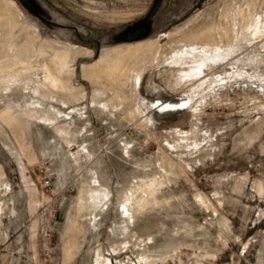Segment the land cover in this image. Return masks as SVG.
<instances>
[{
    "label": "rangeland",
    "instance_id": "1",
    "mask_svg": "<svg viewBox=\"0 0 264 264\" xmlns=\"http://www.w3.org/2000/svg\"><path fill=\"white\" fill-rule=\"evenodd\" d=\"M0 264H264V0H0Z\"/></svg>",
    "mask_w": 264,
    "mask_h": 264
},
{
    "label": "bare ground",
    "instance_id": "2",
    "mask_svg": "<svg viewBox=\"0 0 264 264\" xmlns=\"http://www.w3.org/2000/svg\"><path fill=\"white\" fill-rule=\"evenodd\" d=\"M150 49H151V48H150ZM153 49L155 50V48H153ZM151 50H152V49H151ZM154 50H153V51H154ZM124 52H125V51H124ZM131 52H132V51H131ZM121 54H123V53H121ZM121 54H120V55H121ZM107 56H108V55H107ZM118 56H119V55H118ZM118 56H117V57H118ZM123 56H124V55H123ZM129 56H130V55H129ZM151 56H152V55H151ZM125 57H128V54H127V56H126V53H125ZM135 57H136V56H135ZM135 57H134V58H135ZM149 57H150V56H149ZM120 58H122V57L120 56ZM129 58H130V57H129ZM129 58H127V59H129ZM132 58H133V57H131V59H132ZM134 58H133V59H134ZM151 58H153V57H151ZM105 59H106V58H105ZM107 59H109V58H107ZM118 59H119V57H118ZM123 59H124V58H123ZM125 59H126V58H125ZM125 59H124V60H125ZM127 59H126V61H127ZM105 61H106V60H105ZM141 71H142V70H141ZM139 73H140V72H139ZM139 75H140V74H139ZM136 76H138V74H137ZM138 80H139V79H138Z\"/></svg>",
    "mask_w": 264,
    "mask_h": 264
}]
</instances>
